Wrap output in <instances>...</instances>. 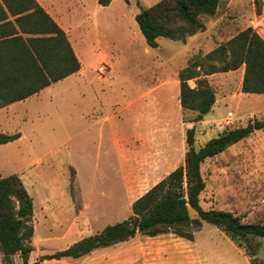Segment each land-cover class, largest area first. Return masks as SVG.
<instances>
[{
  "label": "rangeland",
  "instance_id": "374dc122",
  "mask_svg": "<svg viewBox=\"0 0 264 264\" xmlns=\"http://www.w3.org/2000/svg\"><path fill=\"white\" fill-rule=\"evenodd\" d=\"M42 1L79 45L82 68L0 115V129L22 134L0 144V176L17 174L32 197L29 261L264 264V238L254 241L250 255L204 220L192 240L137 234L78 258L40 260L128 217L133 200L183 162L186 128L195 126L200 147L226 128L264 119V95L240 93L238 71L207 79L218 99L208 124L194 123V112L180 106L177 94L178 70L195 56L200 60L249 25L264 38V0H221L213 15H202L204 30L184 42L159 37L157 47L146 44L134 15L158 0ZM101 63L107 69L100 76L95 67ZM201 170L203 208L229 210L242 222L264 220V128L206 158ZM14 262L21 264L17 253Z\"/></svg>",
  "mask_w": 264,
  "mask_h": 264
},
{
  "label": "trees",
  "instance_id": "16d2710c",
  "mask_svg": "<svg viewBox=\"0 0 264 264\" xmlns=\"http://www.w3.org/2000/svg\"><path fill=\"white\" fill-rule=\"evenodd\" d=\"M127 1V0H126ZM221 0H158L140 7L134 19L150 47L158 38L184 42L187 36L205 29L202 15H213ZM110 0H98L107 5ZM244 65L241 91L264 93V38L246 26L218 44L198 60L197 56L178 70L179 103L194 112V123L208 113L215 91L205 75ZM81 67L65 31L37 0H0V109L34 94L78 71ZM192 79L191 86L188 80ZM264 128V119H249L245 125L226 128L195 146V126L185 130L183 162L151 185L131 203L128 217L106 224L100 231L84 236L63 249L42 255L44 259L78 258L92 250L128 240L136 234L156 236L172 233L192 240L201 220L222 229L248 254H254V241L264 238V220L242 222L222 208H203L200 194L206 181L201 166L206 158ZM20 136L0 132V144ZM194 213V216L191 215ZM33 201L20 177L0 176V252L3 264L29 262L33 250Z\"/></svg>",
  "mask_w": 264,
  "mask_h": 264
},
{
  "label": "crops",
  "instance_id": "0c3cea01",
  "mask_svg": "<svg viewBox=\"0 0 264 264\" xmlns=\"http://www.w3.org/2000/svg\"><path fill=\"white\" fill-rule=\"evenodd\" d=\"M42 6H43V8L53 17V19L60 25V27L65 31V33L67 34V37H68V39H69V41H70V44H71V46H72V48H73V50H74V52H75V54H76V56L78 57V59H79V61H80V64H81V59L79 58V45H75L72 41H71V39H70V37H69V35H68V28H66L63 24H62V21H61V19L58 17V14H57V12L50 6V5H48V4H45L42 0H37ZM82 68V65H81V67H80V69ZM79 69V70H80ZM240 69V70H239ZM78 70V71H79ZM78 71H76V72H74V73H77ZM235 71H238L237 72V83L239 84V88H240V90H239V92L240 93H243V94H259V95H264V93H247V92H243V91H241V82H242V76H243V71H244V65H241L239 68H237V69H234V70H228V71H224V72H226V73H235ZM74 73H72V74H74ZM72 74H70V75H68V76H66V77H64L63 79H67L69 76H71ZM206 77H207V79H209V77L211 76V74H208V75H205ZM60 80H62V79H60ZM177 80H178V77H177ZM59 81V80H58ZM189 81H193L192 79H190ZM209 83L211 84V82H210V80H209ZM178 85H179V80H178ZM191 86H193V85H191ZM49 87V86H48ZM48 87H45V88H43V89H41L40 91H38V92H36V93H34V94H31V95H29V96H27V97H25L24 99H26V98H28V97H31L32 95H35V94H37V93H39V92H41L42 90H44V89H46V88H48ZM177 94H179V90H178V88H177ZM216 96H217V94H216ZM223 98H224V100L226 99H230L231 98V95L229 96V95H226V96H223ZM24 99H21V100H19V101H17V102H20V101H22V100H24ZM231 99H233L232 101H233V105H241V102H240V99H238V100H236V99H234V98H231ZM217 101H218V99H217V97L215 98V101H214V103H213V105H212V107H211V109H210V111L208 112V113H206V114H204L203 115V118L201 119V120H199V121H197L198 123H210L211 121H213L215 118L214 117H212L211 115H209L208 116V114L213 110V108L214 107H216L217 106ZM17 102H14V103H12V104H10V105H8L7 107H4V108H2V109H0V115H2L3 113H6V111H7V109H8V107L9 106H11V105H13V104H15V103H17ZM218 107V106H217ZM5 115V114H4ZM6 116V115H5ZM1 117V116H0ZM196 122V123H197ZM2 132H5V130L4 129H0ZM22 136V134H20V136L18 137V138H16V139H19L20 137ZM139 234V233H138ZM137 235V234H136ZM135 235V236H136ZM160 235V234H159ZM157 236V235H156ZM131 238H133V237H131ZM130 239V238H129ZM126 241V240H125ZM116 243H118V242H116ZM116 243H114V244H116ZM111 245H113V244H111ZM111 245H108V246H105V247H100V248H107V247H109V246H111ZM97 249H99V248H96V249H94V250H92L91 252H93V251H95V250H97ZM90 252V253H91ZM87 255V254H86ZM51 260H56V259H44L43 261H51ZM29 262H31V261H29ZM43 262H41V264H42Z\"/></svg>",
  "mask_w": 264,
  "mask_h": 264
},
{
  "label": "built area",
  "instance_id": "2783aa9c",
  "mask_svg": "<svg viewBox=\"0 0 264 264\" xmlns=\"http://www.w3.org/2000/svg\"><path fill=\"white\" fill-rule=\"evenodd\" d=\"M106 66L103 64V63H101V64H99V65H97L96 67H95V70H96V72H97V74L98 75H104L105 73H106ZM232 115V112L231 111H229L228 112V116H231Z\"/></svg>",
  "mask_w": 264,
  "mask_h": 264
}]
</instances>
